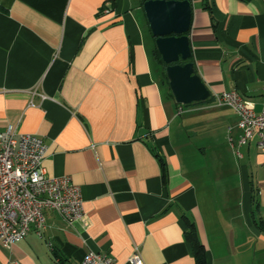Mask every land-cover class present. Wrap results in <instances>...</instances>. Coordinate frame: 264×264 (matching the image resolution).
<instances>
[{
    "label": "crops",
    "instance_id": "obj_1",
    "mask_svg": "<svg viewBox=\"0 0 264 264\" xmlns=\"http://www.w3.org/2000/svg\"><path fill=\"white\" fill-rule=\"evenodd\" d=\"M191 59L210 92L179 112L141 0H0V131L46 145L49 177L79 187L83 216L44 212L0 264H264V160L238 148V116L213 97L264 107V0H190ZM158 52V51H157ZM166 68V66H165ZM50 244V246H48Z\"/></svg>",
    "mask_w": 264,
    "mask_h": 264
},
{
    "label": "built area",
    "instance_id": "obj_2",
    "mask_svg": "<svg viewBox=\"0 0 264 264\" xmlns=\"http://www.w3.org/2000/svg\"><path fill=\"white\" fill-rule=\"evenodd\" d=\"M215 104L231 108L238 116L242 130L238 148L252 139L264 160V107L256 112L254 106L236 91H223L213 97ZM184 106H180L179 112ZM46 145L33 134L16 133L9 127L0 131V247L10 248L23 240L34 229L42 237L45 227L44 212H57L69 224L83 216V201L78 186L69 176L49 177L44 167ZM50 246V244H48ZM129 264H143L138 248L128 259ZM80 264H114L106 254L89 251Z\"/></svg>",
    "mask_w": 264,
    "mask_h": 264
},
{
    "label": "water",
    "instance_id": "obj_3",
    "mask_svg": "<svg viewBox=\"0 0 264 264\" xmlns=\"http://www.w3.org/2000/svg\"><path fill=\"white\" fill-rule=\"evenodd\" d=\"M143 11L175 102L184 106L206 102L210 92L190 61V0H146Z\"/></svg>",
    "mask_w": 264,
    "mask_h": 264
},
{
    "label": "trees",
    "instance_id": "obj_4",
    "mask_svg": "<svg viewBox=\"0 0 264 264\" xmlns=\"http://www.w3.org/2000/svg\"><path fill=\"white\" fill-rule=\"evenodd\" d=\"M145 1L146 0H141L142 3H144ZM155 55H156L157 59L159 60V62L161 64H163L164 77H165V81L167 83V79H166V76H165V65L162 62L161 57H160L159 53L157 52V50H155ZM260 224H262L261 227H264V223L263 222H261ZM185 235H186V240L190 243V245L192 247V251H193V255H194L196 264H205V262H206L205 261V254H206L205 247L198 240V237H197V234H196V229H195L194 225L192 223H190V222H187V231H186Z\"/></svg>",
    "mask_w": 264,
    "mask_h": 264
}]
</instances>
